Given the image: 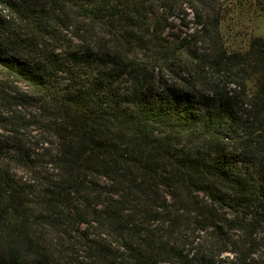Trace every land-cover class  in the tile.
<instances>
[{
  "label": "trees",
  "instance_id": "trees-1",
  "mask_svg": "<svg viewBox=\"0 0 264 264\" xmlns=\"http://www.w3.org/2000/svg\"><path fill=\"white\" fill-rule=\"evenodd\" d=\"M229 13L264 0H0L48 136L0 137V264H264V36Z\"/></svg>",
  "mask_w": 264,
  "mask_h": 264
},
{
  "label": "rangeland",
  "instance_id": "rangeland-1",
  "mask_svg": "<svg viewBox=\"0 0 264 264\" xmlns=\"http://www.w3.org/2000/svg\"><path fill=\"white\" fill-rule=\"evenodd\" d=\"M191 15V12L188 11L186 14L188 20L185 21L170 18L167 32L178 33L179 31H183V33H186L190 31V29L185 28L182 24L189 22ZM234 22L235 17L233 14L229 13L227 22H225L222 29L231 49H245L248 46L251 36H264V16H255L252 19L250 23V36L246 35L245 30L241 26L234 25ZM65 33L66 35L68 34V32ZM32 95L33 93L30 89L22 82L8 77L0 71V115L5 121L4 124H0L1 138L8 137L19 130L20 137L31 145L35 143L41 144L43 139H47L48 136L43 132L42 128H40V124L30 125L23 122L24 119H30L35 116L40 117L39 115H42L41 112H36L35 108L28 104V102L31 101L30 98ZM18 173L23 180L27 178V173L25 171L19 170ZM258 251L259 255L264 256V248L261 247Z\"/></svg>",
  "mask_w": 264,
  "mask_h": 264
}]
</instances>
